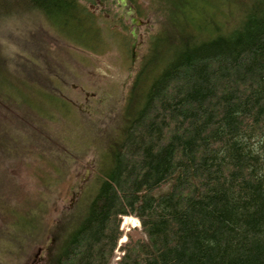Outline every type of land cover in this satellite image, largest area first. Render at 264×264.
Returning <instances> with one entry per match:
<instances>
[{
    "label": "trees",
    "instance_id": "16d2710c",
    "mask_svg": "<svg viewBox=\"0 0 264 264\" xmlns=\"http://www.w3.org/2000/svg\"><path fill=\"white\" fill-rule=\"evenodd\" d=\"M173 1L171 13L183 15L179 29L171 37L163 29L160 56L146 74L160 63L162 69L142 89L139 106L126 112L109 147L111 162L83 208L78 201L46 218L56 202L46 177L43 191L22 196L8 167L21 161L44 174L40 166L49 157L63 164L53 149L67 151L50 147L49 130L44 136L30 127L50 117L32 98L21 96L23 110L9 102L10 90L0 91V110H15L0 111L3 264H21L35 245L46 246V264H111L124 216L139 221L140 235L128 233L115 264H264V0H226L225 11L219 0ZM167 5L163 0L168 25ZM90 6L100 7L97 0H0V22L40 12L78 43L72 53L90 59L92 32L101 28L100 36L111 39L107 30L116 24ZM99 18L109 19L108 28L92 30ZM12 249L21 251L17 260Z\"/></svg>",
    "mask_w": 264,
    "mask_h": 264
},
{
    "label": "rangeland",
    "instance_id": "374dc122",
    "mask_svg": "<svg viewBox=\"0 0 264 264\" xmlns=\"http://www.w3.org/2000/svg\"><path fill=\"white\" fill-rule=\"evenodd\" d=\"M127 1L143 22L135 30L139 43L136 46L134 63L131 62L130 45L133 38L130 37V19L118 0H101V7L90 6L91 11L97 15L102 10L106 11L110 21L116 23L115 30H107L112 33L111 39L100 36L101 28L92 32L93 37L88 42L94 52H87L90 59L79 52L72 53L71 48L79 46L78 43L70 38L67 31L59 29L60 25H56L52 19L40 12L23 14L0 22V91L10 90L14 95L9 102L23 110L21 96L32 98L34 108L50 117L45 119V126L25 120L23 125L31 124L30 127L37 128L44 136L49 134L43 131L49 130L52 136L50 147L59 146L61 150L67 151L68 156L56 148L53 149L51 153L61 155L63 164L57 165L54 161L56 157H49L47 164L50 162V165L40 166L46 171L44 174H41L42 169L39 170L34 165L27 166L25 163L23 165L21 161L8 167L17 180L22 196L43 191L45 181L42 177L51 179L52 190L49 194L55 197L56 202L47 210L46 218L50 220L61 209L69 211L78 201L83 208L97 191L111 162L109 147L119 137L125 125L126 112L139 106L142 89L162 69L160 63L153 74H146V71L153 69L155 60L160 56L163 29L166 28V36L170 37L172 30L179 29L175 21L180 22L183 15L171 13L173 0H167L165 12L167 19L171 20H168V25L163 12V0ZM219 1L225 11L223 5L226 0ZM236 10L234 8L232 18ZM219 16V19H224L223 15ZM109 19L99 18L91 23L92 30L97 25L108 28ZM171 23L175 29H170ZM144 67L146 70L143 73L146 77L142 88L140 85L135 87L134 80ZM55 88L58 96H50ZM13 110L8 104L0 111ZM24 132L29 133V130L25 128ZM38 138L35 136L36 144L40 142ZM50 147H44L45 156L51 155ZM167 188L168 186H164L156 190L155 194L166 191ZM123 218L119 226L122 236L117 242L111 264H115L121 255L118 247L126 241L128 233L133 236L140 235L139 224L135 227L130 223L123 226ZM36 237L33 232V238ZM15 241L23 242L20 239ZM12 250L16 260L21 257V251ZM46 251V246L41 249L37 245L31 247L21 264H46ZM5 254L8 255V252ZM0 264H3L1 259Z\"/></svg>",
    "mask_w": 264,
    "mask_h": 264
},
{
    "label": "water",
    "instance_id": "95a60500",
    "mask_svg": "<svg viewBox=\"0 0 264 264\" xmlns=\"http://www.w3.org/2000/svg\"><path fill=\"white\" fill-rule=\"evenodd\" d=\"M121 1L125 3V0H121ZM125 10H126V15L130 18V23L132 25L130 34L133 38V42L130 45V50H131V62L134 63L135 51H136L137 39H138V34L135 31V25L142 24V21L137 19V17H135V12L131 5L127 6Z\"/></svg>",
    "mask_w": 264,
    "mask_h": 264
},
{
    "label": "bare ground",
    "instance_id": "6f19581e",
    "mask_svg": "<svg viewBox=\"0 0 264 264\" xmlns=\"http://www.w3.org/2000/svg\"><path fill=\"white\" fill-rule=\"evenodd\" d=\"M130 223L132 226H137L139 224L138 220L133 218V217H129V216H124L123 218V222L122 225L124 226L125 224Z\"/></svg>",
    "mask_w": 264,
    "mask_h": 264
},
{
    "label": "flooded vegetation",
    "instance_id": "af4514ba",
    "mask_svg": "<svg viewBox=\"0 0 264 264\" xmlns=\"http://www.w3.org/2000/svg\"><path fill=\"white\" fill-rule=\"evenodd\" d=\"M101 1V0H100ZM99 0H97V2L99 3V6L101 7L103 4L100 2ZM119 1V3H120V6H124V9H126V7L127 6H129L130 5V3L127 1V0H125V3H123L121 0H118ZM133 7V6H132ZM134 9V8H133ZM134 12H135V10H134ZM135 17H137V15H136V13H135ZM130 19V18H129ZM137 19H139L138 17H137ZM140 20V19H139ZM143 23V22H142ZM131 24V23H130ZM131 27H132V25H131ZM136 28H137V25H135V30H136ZM139 39H137V43H139V41H138Z\"/></svg>",
    "mask_w": 264,
    "mask_h": 264
}]
</instances>
